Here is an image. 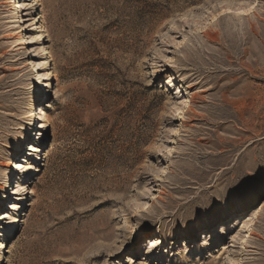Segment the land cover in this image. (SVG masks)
I'll return each mask as SVG.
<instances>
[{
  "label": "rangeland",
  "instance_id": "1",
  "mask_svg": "<svg viewBox=\"0 0 264 264\" xmlns=\"http://www.w3.org/2000/svg\"><path fill=\"white\" fill-rule=\"evenodd\" d=\"M9 1L0 264H264V0Z\"/></svg>",
  "mask_w": 264,
  "mask_h": 264
},
{
  "label": "bare ground",
  "instance_id": "2",
  "mask_svg": "<svg viewBox=\"0 0 264 264\" xmlns=\"http://www.w3.org/2000/svg\"><path fill=\"white\" fill-rule=\"evenodd\" d=\"M9 2H11V0L9 1ZM14 3H15V1H14ZM37 3H38V0H34V5H37ZM16 7H18V6H16ZM40 30H41V35H40V39H42L43 38V42L41 43V45H42V50H44L45 51V53H44V56H43V64H44V66L46 67V69H48L47 70V74H48V77L47 78H42L43 80H41V76L40 75H37V77H36V79H38V84L42 87V88H46V87H49V80H51V79H55V72L53 71V70H51V68H50V64H51V62H52V59H51V51H49V48H47L48 46H43L44 45V41H45V32H44V27L41 25L40 26ZM258 30V29H257ZM261 30V29H260ZM259 30V31H260ZM258 36H260V35H258ZM251 38V37H250ZM18 43H17V45L18 46H22V45H24L23 47H21V48H23V49H26L27 47H25V44L28 42L27 41V37L25 36V34L24 35H21V34H19V36H18ZM262 40V39H261ZM264 42V41H263ZM18 49V48H17ZM26 52V50H24V53ZM261 52V51H260ZM27 53V52H26ZM263 54V53H262ZM25 57V56H24ZM173 64V63H172ZM173 67H175L176 69H183L180 65H175L174 66V64H173ZM259 71V70H258ZM50 88H52V84H51V87ZM38 115H39V117H38V120H43L45 123L48 121V119H49V117L47 116L48 114H47V111H45V112H43V110H44V108L43 107H41V108H39L38 107ZM35 112V109H31V110H29L28 111V113H29V115H28V118H30L32 115H33V113ZM247 122V121H246ZM25 130H30V128L28 127V125L27 126H25ZM17 150H19V149H17ZM21 152H23V151H21ZM12 164H13V161H9V163L7 164L8 165V167L9 168H11V166H12ZM32 167L30 166V169H31ZM34 169V168H33ZM32 170V169H31ZM35 170V169H34ZM33 171V170H32ZM2 189H4V190H8V186H7V183H5L3 186H2ZM24 190H26L25 188H24ZM28 193H29V190H28ZM5 193L2 191L1 193H0V196H1V200L2 201H4L5 200ZM264 209V206L263 205H261L259 208H257L255 211H254V213L252 214V215H250V216H248V217H250V218H248V220L245 222V226H251L252 224H254L255 223V221H256V219L258 218V213H259V211H262ZM20 219H18L16 216H12L11 218H10V221H9V225L10 224H12V223H14V222H17V221H19ZM246 234L243 236L244 237V242H246V240L248 239V238H250L251 236H252V231H251V229L250 228H248L247 230H246V232H245ZM150 241H152V245H154V241L153 240H151L150 239Z\"/></svg>",
  "mask_w": 264,
  "mask_h": 264
},
{
  "label": "snow or ice",
  "instance_id": "3",
  "mask_svg": "<svg viewBox=\"0 0 264 264\" xmlns=\"http://www.w3.org/2000/svg\"><path fill=\"white\" fill-rule=\"evenodd\" d=\"M238 14H241V13H238ZM18 167H19V165H17ZM15 191L17 192V193H20V192H23L24 191V189L23 188H17V189H15ZM13 208H15L16 207V205L13 203L12 205H11ZM6 213H7V208L6 207H0V224H3L4 223V221H5V219H6ZM3 245L2 244H0V247H2Z\"/></svg>",
  "mask_w": 264,
  "mask_h": 264
},
{
  "label": "trees",
  "instance_id": "4",
  "mask_svg": "<svg viewBox=\"0 0 264 264\" xmlns=\"http://www.w3.org/2000/svg\"><path fill=\"white\" fill-rule=\"evenodd\" d=\"M184 2L186 1V3H191V2H194L196 0H183Z\"/></svg>",
  "mask_w": 264,
  "mask_h": 264
}]
</instances>
